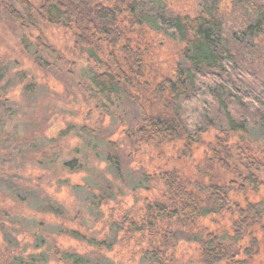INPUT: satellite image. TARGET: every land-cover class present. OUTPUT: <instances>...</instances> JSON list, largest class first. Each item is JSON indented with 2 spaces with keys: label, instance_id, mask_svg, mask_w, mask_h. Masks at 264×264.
I'll use <instances>...</instances> for the list:
<instances>
[{
  "label": "trees",
  "instance_id": "obj_1",
  "mask_svg": "<svg viewBox=\"0 0 264 264\" xmlns=\"http://www.w3.org/2000/svg\"><path fill=\"white\" fill-rule=\"evenodd\" d=\"M196 4L192 16L175 13L164 0L2 4L22 30L42 34L43 26H53L71 33L69 55L86 63L85 100L98 102L102 115L110 111L113 119L133 113L130 126L111 124L123 129V139L108 142L107 169L121 180L125 171L132 172L135 190L148 195L133 215L100 232H92L86 221L80 230L63 231L89 249L84 253L52 247L48 224L40 222L35 239L41 252L11 255L3 264H127L108 256L125 243H135L132 264H264V0ZM148 36L176 44L177 60L167 70L151 62L152 46L143 42ZM22 39L41 67L68 62L43 45V36L33 43L27 35ZM0 98L1 144L16 106ZM109 135L99 136V142L105 144ZM200 149V170L174 165ZM144 153L160 164L154 166L152 158V168L134 166ZM11 171L0 170V184L23 201L32 199L28 188L6 180ZM108 190H100L95 206L108 205ZM39 199L41 212L63 218L69 211L52 198ZM21 223L31 228L36 221ZM3 225L5 235H12L13 228ZM184 242L192 247L185 258L177 253Z\"/></svg>",
  "mask_w": 264,
  "mask_h": 264
},
{
  "label": "rangeland",
  "instance_id": "obj_2",
  "mask_svg": "<svg viewBox=\"0 0 264 264\" xmlns=\"http://www.w3.org/2000/svg\"><path fill=\"white\" fill-rule=\"evenodd\" d=\"M9 1L0 0V97L11 100L16 107L14 116L10 121L7 119L5 125L7 140H2L0 144V170H12L6 180L21 190L24 188L23 191L28 188L32 199L23 201L0 184V225L13 228V232L9 231L12 235L8 236L0 226V264L11 255L27 256L41 252L35 239L41 234L40 222L48 224L46 235L52 247L84 253L89 249L63 231L80 230L82 224L88 222L86 226H90L92 232H100L105 224L133 215L148 196L143 190H135L132 172L125 171V178L121 180L115 172L107 169L108 142L117 143L123 139V129L120 127L118 130L114 125L130 126L135 117L133 113L125 112L113 119L110 111L102 115L98 102L86 101L83 91L85 80L82 77V68L86 63L84 58L74 59L69 55L73 47L72 34L53 26H43L42 34L22 30L3 10L2 4ZM164 1L175 13L192 16L197 11L196 0ZM25 35L32 43L34 38L43 36V45L53 47L68 62L75 60L76 65L66 61L52 69L41 67L34 56L23 48L22 38ZM143 42L152 46L151 62L162 70H167L177 60L176 44L173 42L164 38L153 40L150 36ZM83 127L89 134L83 131ZM107 133L111 135L105 136L107 142L101 144L99 136ZM152 158V154L144 153L137 157L140 163L134 166L146 169L152 168V163L158 166L160 163L155 159L151 163ZM202 158L200 149L192 159H181L174 165L185 170H200L198 165ZM68 162L73 168L65 167ZM201 165L204 167V164ZM78 166H81L80 169ZM101 189L102 192L110 189V199L104 207L94 204ZM39 196L58 201L69 210L68 213L63 218H57L41 212ZM77 212L79 219L72 221L71 215H77ZM93 215L97 220H93ZM24 219H33L36 223L31 228H25L21 223ZM56 226L65 228L56 230ZM258 237L261 241L262 235ZM134 245H117L108 256L114 261L132 264L130 261H135L132 258ZM190 248L188 242L182 243L177 252L179 257L184 255L185 258L191 252ZM261 248L263 250L264 247Z\"/></svg>",
  "mask_w": 264,
  "mask_h": 264
}]
</instances>
